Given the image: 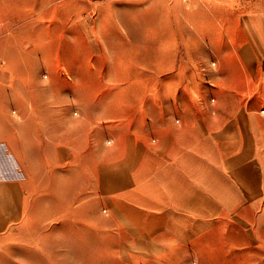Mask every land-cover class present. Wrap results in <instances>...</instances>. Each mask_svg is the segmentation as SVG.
<instances>
[{
  "label": "rangeland",
  "instance_id": "obj_1",
  "mask_svg": "<svg viewBox=\"0 0 264 264\" xmlns=\"http://www.w3.org/2000/svg\"><path fill=\"white\" fill-rule=\"evenodd\" d=\"M224 30L261 57L242 67L257 140L264 0H0V176L26 195L0 264H264V156L233 195L193 123L234 109ZM127 141L142 170L109 165Z\"/></svg>",
  "mask_w": 264,
  "mask_h": 264
},
{
  "label": "crops",
  "instance_id": "obj_2",
  "mask_svg": "<svg viewBox=\"0 0 264 264\" xmlns=\"http://www.w3.org/2000/svg\"><path fill=\"white\" fill-rule=\"evenodd\" d=\"M233 24H235L233 26H236L237 29V21ZM235 33L231 36V32L229 34L228 31L224 30L223 39H220L221 42L218 43L217 51L215 52L216 58L219 61L233 60L235 63V68H232L228 74H225L229 80L223 84L224 87L221 89V92L223 91L222 93L225 95L232 96L234 109L227 111L228 114L226 115H223L221 109H218L219 115L216 118V122L219 126L216 129L209 127L211 121H209L210 117L208 116L196 117L193 120V123L197 125L196 128L201 127V131L206 130L207 135H204L203 139H208L213 144L215 143L220 162L224 163L223 170H220V177L232 182L234 187L233 195H237V190L241 193L242 186H244L242 183H239L240 180H243L241 173L251 165L252 156L258 152L261 153V156H264V146L259 147V141L262 140L264 142V132H259L257 140L253 137V134H256L253 123H256L258 117L247 114L253 112L249 108L251 107L252 97L247 94L251 92L248 82L250 79L248 75L250 73L242 74V67L248 68L251 62H254L253 60L256 61V59L261 57L254 56V53L249 48V41L241 42L238 45L237 30H235ZM240 67L241 69H239ZM219 105L221 106V103ZM26 106L27 108L34 107L31 104H27ZM29 118H32V121L37 119V117L32 115L26 117V120H30ZM41 122L46 123V120L43 119ZM12 139L13 137L7 139L9 145L13 144ZM121 152L119 159L116 162L114 160L109 162V165H115V163L120 164L123 170L127 172H134L136 168L138 170L144 168L143 162L139 157L141 155L139 141L136 143L132 141L123 143ZM188 154L193 155V150H187ZM124 180L127 183L122 186L123 191L118 192L119 194L124 193V191L129 192L134 188L133 178L131 180L128 173L124 177ZM111 192L113 196H116L113 193V189ZM25 197L23 182L19 178H2L0 176V234L17 224L19 217L24 211L26 203Z\"/></svg>",
  "mask_w": 264,
  "mask_h": 264
}]
</instances>
